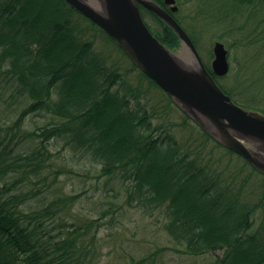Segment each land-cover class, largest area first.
<instances>
[{
  "label": "trees",
  "instance_id": "1",
  "mask_svg": "<svg viewBox=\"0 0 264 264\" xmlns=\"http://www.w3.org/2000/svg\"><path fill=\"white\" fill-rule=\"evenodd\" d=\"M196 1V13L189 16L192 26L201 28L202 34L205 29L221 26L218 41L225 42L230 50L245 43L260 60L264 59V0L183 3ZM140 7L153 34L166 47L178 51L181 44L176 33L157 15ZM175 18L184 21L178 15ZM97 31L113 42L66 0H0V72L7 76L8 84H13L17 98L25 97L28 102L12 125L0 127V264L100 261L95 241L107 225L105 218L111 210L96 219L64 223L51 215L61 199L49 204L42 201L43 209L31 206L38 200L36 197L45 195L42 181L49 179L45 169L52 157L47 142L56 138L64 139L65 146L75 153L90 156L100 165V177L124 185L127 206L151 214L163 208L165 229L185 254L201 257L223 252L214 264H264V223L254 230L257 209L264 206V173L212 140L195 123L201 136L193 137L195 132H191L190 140L195 141L192 147H184L171 128L153 127L154 115L142 104L130 107L131 97L140 98L125 86L124 79L132 71H114L97 55ZM239 32L241 37H237ZM189 34L199 48V37ZM204 63L234 101L238 102L235 97L239 89L249 91L246 84L253 79L244 77L242 86L228 89L212 73L210 64ZM132 70L139 69L132 64ZM261 74L264 76V69ZM140 77L151 88L160 89L143 73ZM136 88L142 89L140 85ZM54 93L59 95L58 100L53 99ZM162 93L167 98L166 108L174 106L184 117L183 124L171 127L181 126L187 131L188 122L193 120ZM247 100L249 104H243L246 108L263 112L264 92ZM42 111L62 122L25 131L27 118ZM37 137L43 139L30 147L37 163L32 161L25 171L21 158L27 152L20 151L25 144L23 138ZM219 149L225 152L218 159L227 153L243 163H213L208 154ZM17 164L21 170H16ZM54 180L58 182L56 175ZM83 196L84 193L67 197L72 204L65 211ZM116 213L117 210L112 212L114 216ZM49 222L59 225L51 229ZM57 229L60 231L54 233ZM87 234L92 236L88 245L84 240ZM156 256L157 253L141 263L155 262Z\"/></svg>",
  "mask_w": 264,
  "mask_h": 264
},
{
  "label": "rangeland",
  "instance_id": "2",
  "mask_svg": "<svg viewBox=\"0 0 264 264\" xmlns=\"http://www.w3.org/2000/svg\"><path fill=\"white\" fill-rule=\"evenodd\" d=\"M181 3L185 0H180ZM196 1L193 4L182 5L178 14L181 18H184V22L191 23L189 16L196 12ZM195 5V7H194ZM195 11V12H194ZM201 28H196L195 34L197 37L202 38V42L199 43V54L206 63H212V50L216 41L217 35H220V30L205 29L203 34ZM95 51L98 56L102 57L105 63L114 71L121 74L128 72L132 73L124 79L125 86L135 91L140 98L135 100L133 97L129 99L130 107L134 108L136 105L142 104L148 113L152 116L153 127L165 126L167 130L172 129V132L176 133L174 137L180 141L184 147H192L195 144L194 139L190 140L191 136H187L188 131L195 132L196 136H201L199 128L192 122H188L187 131L181 126L171 127L173 124H183V114L179 112L174 106L166 108V96L160 89L152 87L149 82L140 77V73L137 70H132V66L123 57L117 55L114 51L106 49V47L113 44L109 43L105 36L100 32H95ZM242 32H239L237 37H241ZM236 37V38H237ZM233 42V41H231ZM240 45L230 50L229 62L230 71L229 74L221 80V83L228 89L240 86L244 82L242 77H248L245 74L246 65L250 61L251 57L244 50L239 49ZM176 56H179L183 62L188 61V53L185 48H181ZM264 59H262L263 61ZM3 67L0 66V70ZM262 70L256 71L253 75L254 79L258 81L256 86L258 94L264 92V76L261 74ZM262 75L263 79L259 76ZM123 83L120 84V86ZM141 88H136L138 86ZM122 93H125L122 89ZM127 93V92H126ZM134 93V94H135ZM59 95L54 93L53 99L58 100ZM24 98V100H22ZM235 99L244 105L249 104V101L236 95ZM247 103V104H246ZM28 104L25 97L17 98L13 84L9 82L7 76H4L0 72V127L7 128L16 121L19 112ZM264 111V107H261ZM62 122L59 118L55 117L47 111H42L35 115H31L27 118L23 129L25 131H35L39 128L50 126L52 123ZM39 134L41 131L38 132ZM43 138H23L25 143L21 150L22 152H30L31 146L38 144ZM13 143H18L13 140ZM48 143V150L54 155L52 158L54 166L51 165V157L45 155V158L50 159L47 162L45 174L50 181H53L55 172L59 169L63 171V174H59L58 183L55 185L51 192L45 194V199L39 201H45L47 204L60 199L62 193L70 195H78L84 193L69 212L66 213L64 223H70L71 221H78V219H96L103 212L111 210H117L115 214L116 222L104 224V228L99 233V237L103 244L99 249V263L97 264H142L144 259H149L151 256H156L155 262L143 263V264H214L217 257H222L223 252H218L216 255H207L201 257L189 256L184 253L185 249L182 246H178L174 243V240L169 236L165 229L166 220L161 217L160 212L155 211L153 214L142 210L141 208L129 207L126 205V187L119 184L117 181H109L108 177H100V165H97L90 156L75 153L74 149L70 146H65L64 139H53ZM254 151L257 148L250 145ZM221 153L225 152L224 149H219ZM214 155V154H213ZM225 158L218 159L220 156H208L212 159L213 163L217 164L220 160L221 164H226L229 160L235 164L236 162L243 163L238 157L224 154ZM236 165V164H235ZM240 167V166H239ZM53 168L55 170H53ZM239 170V168H237ZM55 171V172H54ZM69 171L71 174H69ZM74 171L77 174H74ZM243 176L240 177L242 179ZM258 201V200H257ZM37 201L31 203L32 208H36ZM109 213V212H108ZM110 214V215H111ZM113 215L106 218L110 220ZM67 220V221H66ZM69 221V222H68ZM106 221V222H107ZM256 225L254 230L258 229L264 223V206L257 209L255 215ZM50 228H55L57 224L49 222ZM60 230H55L54 233H58ZM160 250H163L159 252Z\"/></svg>",
  "mask_w": 264,
  "mask_h": 264
},
{
  "label": "water",
  "instance_id": "3",
  "mask_svg": "<svg viewBox=\"0 0 264 264\" xmlns=\"http://www.w3.org/2000/svg\"><path fill=\"white\" fill-rule=\"evenodd\" d=\"M67 2L126 50L148 77L204 131L264 173V116L236 105L219 88L206 70L194 43L169 13L152 0ZM137 2L161 17L177 33L187 50L188 61L183 62L159 43L143 21ZM165 3L173 13L178 11L176 0H165ZM213 54L214 74L226 76L230 65L225 44L217 42ZM243 134L247 136V142L240 141L239 135ZM249 145L258 146L260 153Z\"/></svg>",
  "mask_w": 264,
  "mask_h": 264
},
{
  "label": "bare ground",
  "instance_id": "4",
  "mask_svg": "<svg viewBox=\"0 0 264 264\" xmlns=\"http://www.w3.org/2000/svg\"><path fill=\"white\" fill-rule=\"evenodd\" d=\"M95 1H97V0H95ZM156 5H158V6H160V7H162L167 13H169L175 20H176V18H175V15H178V16H180L179 14H178V12L180 11V9H181V7H182V5L184 4L183 2H182V5H179V1L180 0H176V6L178 7V11L176 12V13H173L172 11H171V9H170V7L169 6H167L166 5V3H165V0H152ZM86 3H87V1H86ZM138 3V9H139V13L141 14V7L140 6H143L144 8H146L144 5H142L141 3H139V2H137ZM91 7H93L91 4H89ZM73 8V7H72ZM74 9V8H73ZM146 9H148V8H146ZM149 10V9H148ZM150 11V10H149ZM195 12V11H194ZM196 13V12H195ZM195 13H193V14H195ZM102 15L103 16H105V14H103L102 13ZM157 15V14H156ZM107 16V15H106ZM105 16V17H106ZM158 16V15H157ZM141 17H142V19H143V21L145 22V24L147 25V22H146V20L143 18V16H142V14H141ZM159 17V16H158ZM181 17V16H180ZM160 19H162L161 17H159ZM177 21V20H176ZM178 22V24L180 25V27L183 29V30H185V32L187 33V35L189 36V38L191 39V41L194 43V40H193V38H192V36L189 34V32L190 33H192V34H195V32H196V28H195V26H192V24L191 23H186V22H184V21H182V22H179V21H177ZM84 25V24H83ZM87 29H89L90 28V26H89V24L88 23H86V25H84ZM215 30H218V29H221V26H217L216 28H214ZM175 32V31H174ZM176 33V32H175ZM108 35V34H107ZM176 35H177V33H176ZM177 37H178V39H179V41H180V44H182V41H181V39H180V37L177 35ZM158 39V38H157ZM197 39V42L198 43H200V42H202V39L201 38H196ZM158 41H159V43L161 44V45H163L164 47H166L159 39H158ZM221 43H223V44H225V46H226V48H227V50H228V52L230 51V49L227 47V44L225 43V42H222L221 41ZM113 44V48H111V46H110V48L109 47H106V49H108V50H111V51H114L117 55H119V56H121V57H123V59L124 60H126V61H128L129 62V64L132 66V64H134L139 70H137L140 74H144V75H146L147 77H148V75L146 74V72L145 71H143L134 61H133V59L131 58V56L129 55V53L126 51V50H124L122 47H120V48H117L115 45H114V43H112ZM194 45H195V43H194ZM167 49H168V51L170 52V53H173L174 55H176V53H178L179 51H180V49L181 48H178V51H175L176 49H171V48H169V47H166ZM239 49L240 50H244L245 52H247V54L249 55L248 57H251V59H250V61L247 63V65L245 66L246 67V71H245V74H247L248 75V77H249V79L250 80H252V83L251 84H246V87H249V91H247V92H242V90L241 89H239L238 90V92H239V94H240V96H242V97H244V98H249V97H255V96H257L258 95V90H256L255 91V89H257V87H258V85L256 86V83L258 84V81H256L255 79H254V77H253V75H254V73L256 72V71H259V70H263L264 69V62L262 61V60H260L259 58H258V56L256 55V53H255V51H252L250 48H248V45H246L245 43H242L241 45H240V47H239ZM103 59V58H102ZM104 60V59H103ZM132 73V72H131ZM130 73V74H131ZM211 76H212V74H211ZM244 77H245V75L242 77V79L244 80ZM261 79H263V77H262V75H260L259 76ZM151 81H153L154 82V80L153 79H151L150 77H148ZM245 81V80H244ZM215 82H217V81H215ZM155 83V82H154ZM244 83V82H243ZM242 83V84H243ZM242 84H240V86H242ZM239 86V87H240ZM264 102V101H263ZM179 107V106H178ZM241 107L244 109V105L243 104H241ZM180 108V107H179ZM181 109V108H180ZM193 123H195V124H197L199 127H200V125L197 123V122H195V121H193ZM221 131V130H220ZM219 131V132H220ZM205 133H206V135H208L209 137H211L212 138V140H214L215 142H217V143H219V144H221V145H223V146H225L224 144H222L220 141H218V140H216L210 133H208V132H206L205 131ZM188 135H192L191 134V132L190 131H188ZM193 137H197L196 136V134L195 135H192ZM239 138H240V141L241 142H247V136L245 135V134H243V135H239ZM257 153H260L259 151H257ZM214 154V155H213ZM219 155H221V152H220V150H214L213 152H212V154L210 153V155L208 154V156H219ZM52 158H54V155L52 154V157H51V165H53V167H59L58 165H55L54 166V162L55 161H53L52 160ZM22 161L24 162V163H22V165L23 164H25L26 165V168L23 166V169L25 170V171H27V170H29L30 169V167H28V165L33 161L34 163H37V158L34 156V154L32 153V151H30V152H27L22 158ZM22 169V166L21 165H19V164H17V166H16V170H21ZM53 170H55L54 168H53ZM55 172V171H54ZM71 172H73V171H69V174H71ZM59 174H63V171L62 170H58V171H56L55 172V175H56V177L58 178L59 177ZM74 174L76 175L77 174V172L76 171H74ZM19 178H21L20 176H18ZM42 183L44 184V187H45V194H47L48 192H51L53 189H54V187H55V185L58 183H56V180H54V181H50L49 179L47 180V181H42ZM72 196H74V195H70L69 196V194H65V193H62V195L59 197L60 199H61V202L59 203V206H58V208H57V211L56 212H54V213H52L51 215L52 216H54L56 219L58 218V219H60V220H65V215H66V213L67 212H69L68 210L67 211H65V209L67 208L66 206H68V205H70V204H72V201H70L68 198H70V197H72ZM68 197V198H67ZM45 199V195H42L41 197H36V199H38V200H36L37 202H38V204L36 205V208L37 209H43V208H41L42 206V201H39V200H41V199ZM79 200V199H78ZM78 202H75L74 203V205H76ZM74 205H73V207H74ZM72 207V208H73ZM158 212H160V214H161V217L162 218H164L165 220H166V215H165V211H164V209L163 208H159L158 210H157ZM111 213H108V215H107V217L106 218H108L109 216H111V215H113V214H111ZM44 217H49V215L48 214H46V213H44ZM106 218H105V221H107L106 220ZM79 220H82V219H78V221ZM114 222H116V217L115 216H112V218L110 219V220H108L107 221V224L108 223H114ZM54 224H57V225H59L57 222H55ZM92 238V236H90V235H85L84 236V240H85V242H86V244L88 245V244H90V239ZM96 242V251H97V253H99V254H101V252L99 251V249H101L102 248V245L101 244H103L102 243V241H101V239H100V237L97 239V241H95ZM98 248V249H97Z\"/></svg>",
  "mask_w": 264,
  "mask_h": 264
}]
</instances>
